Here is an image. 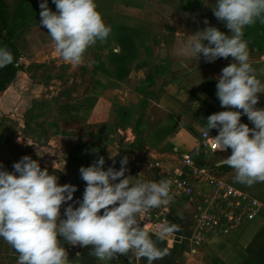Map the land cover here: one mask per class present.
Returning <instances> with one entry per match:
<instances>
[{
  "label": "crops",
  "instance_id": "0c3cea01",
  "mask_svg": "<svg viewBox=\"0 0 264 264\" xmlns=\"http://www.w3.org/2000/svg\"><path fill=\"white\" fill-rule=\"evenodd\" d=\"M97 4L111 29L117 24L132 30L137 50L123 63L129 75L120 77L118 64L110 61L114 48H119L115 53L124 55L110 36L106 43L89 48L79 66L93 77L92 82L79 86L72 78L63 86L58 75L72 73L76 66L55 53L48 30L38 22L20 33L15 42L21 51V72L32 75L46 65L56 66L50 79L43 77L33 86H27L24 80L19 83L17 89L25 93L29 103L24 109L27 124L23 127L0 119V163L12 171L15 162L30 156L58 175L61 185H76L74 198L78 195L82 199L85 182L79 169L90 166L100 156L112 154L110 161L105 159V169L115 161L119 170L120 159L128 157L123 155L127 150L131 159L128 157L126 176L159 181L180 167L185 153L197 151L198 162L212 165L219 177L264 201V182L250 187L236 183L234 170L226 165L217 167L219 160L230 156V150L198 149L208 116L226 110L216 96V84L221 70L234 60L219 58L209 63L201 56L196 61L177 56L176 47L187 35L207 26L231 34L225 23L214 16V0H97ZM245 38L249 41L250 62L258 78L264 80V23L257 21L248 27ZM258 95L257 107L264 108V94ZM241 122L252 127L247 116H242ZM62 138L65 143L59 144ZM112 138L117 141L112 142ZM124 138L130 142V149L119 141ZM28 140L44 144L54 157L53 163L30 149ZM195 208L188 199H181L175 218L179 225L177 237L166 241L168 254L154 264H264V218L245 221L229 233H211L196 245L189 239L195 228ZM0 243L4 245L2 250L10 247L2 239ZM175 244L180 248L178 254L170 250H175ZM89 253L80 254L79 261L101 264ZM1 254L0 264H8ZM77 258L75 255L70 260ZM111 264H129V258L118 256Z\"/></svg>",
  "mask_w": 264,
  "mask_h": 264
},
{
  "label": "clouds",
  "instance_id": "9594fccd",
  "mask_svg": "<svg viewBox=\"0 0 264 264\" xmlns=\"http://www.w3.org/2000/svg\"><path fill=\"white\" fill-rule=\"evenodd\" d=\"M52 3L56 11L48 0H41L39 26L48 30L54 51L63 61L80 66L89 48L108 41L111 26L104 21L97 0ZM212 11L231 34L207 26L187 35L176 47V55L196 61L202 56L209 63L233 58L216 84V96L226 110L208 116L202 135L211 139L216 151H231L217 167L228 166L235 172L234 182L250 187L264 182V108L257 107L264 80L250 62L245 30L257 21L264 23V0H214ZM113 51L118 53L119 48ZM14 59L7 46H0V69ZM242 116L252 127L241 122ZM212 129L218 134L210 138ZM128 162L124 156L119 170L115 161L105 169V158L100 156L90 166H82V199H74L76 185H61L58 175L30 156L15 162L12 171L0 163V239L19 254L17 264H80L79 253L77 260L68 258L65 242L73 247L92 246L89 255L101 264H111L118 256H127L129 264L163 259L168 249L160 245L179 231V225L164 219L148 228L144 218L150 210L172 202L173 181L132 179L126 176Z\"/></svg>",
  "mask_w": 264,
  "mask_h": 264
},
{
  "label": "built area",
  "instance_id": "2783aa9c",
  "mask_svg": "<svg viewBox=\"0 0 264 264\" xmlns=\"http://www.w3.org/2000/svg\"><path fill=\"white\" fill-rule=\"evenodd\" d=\"M217 130H210L209 137H215ZM206 152L216 151L211 139L203 135L199 148ZM196 152L185 153L180 167L165 179H171L172 202L158 209L150 210L144 218L145 227L151 228L161 220L175 223L177 208L182 198L195 205L193 215L194 231L189 237L192 244L203 243L211 233H229L245 221L264 218V201L249 191L239 188L216 174L212 165L198 162ZM63 208L61 209V211ZM177 232L169 240H174ZM68 258L90 252L92 246L66 247Z\"/></svg>",
  "mask_w": 264,
  "mask_h": 264
},
{
  "label": "trees",
  "instance_id": "16d2710c",
  "mask_svg": "<svg viewBox=\"0 0 264 264\" xmlns=\"http://www.w3.org/2000/svg\"><path fill=\"white\" fill-rule=\"evenodd\" d=\"M30 11L32 13L38 12L34 11V9H30ZM26 14L29 13L25 11L16 13L18 16H25ZM12 19L7 2L5 0H0V46H7L12 51L15 58L13 64L8 65L5 69L0 71V91H5L9 85L13 84L18 79L22 70L21 64L19 63L21 51L15 42L17 26L20 25V22L17 21L14 25ZM131 33V28L124 25L120 26L114 24L112 26L110 36L114 38L115 42L119 44L124 51V55L113 52L112 57H110L112 63L118 64V75L120 77L129 75L130 72L123 63L125 59L135 55L137 50V47L133 44ZM99 44L100 43H98V47ZM28 105L29 103L25 93L16 88L13 93L7 94L2 98L0 97V116L11 120L13 119L20 124L23 123L25 126L27 120L22 112H24V109ZM28 147L40 153L47 163H53L54 157L49 154V150L44 144L34 143V141L28 140ZM41 167L45 168V166L42 165Z\"/></svg>",
  "mask_w": 264,
  "mask_h": 264
},
{
  "label": "rangeland",
  "instance_id": "374dc122",
  "mask_svg": "<svg viewBox=\"0 0 264 264\" xmlns=\"http://www.w3.org/2000/svg\"><path fill=\"white\" fill-rule=\"evenodd\" d=\"M8 4V10L10 11L11 13V17L13 18L12 19V22L13 24L15 25L16 22H20V25L17 26V32H16V36H18L20 33L26 31L28 28L34 26L36 23L40 22V7H39V4L41 2V0H5ZM48 6L53 10L55 11L56 10V7L55 5L52 3V0H48ZM30 9H34V11H38L36 13H32L30 11ZM40 10V11H39ZM22 11H25L29 14H26L25 16H18L16 15L17 12H22ZM35 15V16H33ZM32 17V18H31ZM25 62V61H24ZM23 64H21V67H22ZM56 65H49V66H45V67H41L40 69H36L35 71H33V73H31L32 75H30V73L28 74H24L23 71L20 72L19 76H18V79L11 85H9L7 87V89L5 91H0V97H4L5 95L7 94H11L14 92V89L18 88L19 87V83H22L23 80L25 81L26 85L27 86H33L35 84V82H37V80H42V78L44 77V79H50L52 77V75H54V67ZM5 68H2L0 69L3 70ZM46 76V77H45ZM67 76H69L67 79H65ZM72 78H74L73 80V83H79V86H82V84H84L85 82H92V79L93 77L86 71V70H82V68H80L79 66H76L74 68V71L72 73H67V72H63L62 73V76L61 74L58 75V79H62V81L64 82V85L63 86H67V83H65L66 81L67 82H70L72 81ZM26 86V87H27ZM61 87H63L62 85H59ZM57 90V89H56ZM24 117H25V111L22 112ZM26 118V117H25ZM0 119H3L4 121H8V120H11V119H8V118H5V117H1L0 116ZM11 121H15V120H11ZM16 123L19 124V122L15 121ZM24 127V124L21 123ZM22 127V129H23ZM25 129V128H24ZM64 138H62L59 142V144H64L65 143V140H63ZM112 142L114 141H117L116 139L112 138L111 140ZM121 141V144L122 145H125L124 148H128L130 149V142L129 141H126L125 138L123 140H120ZM120 143V142H119ZM114 145V144H112ZM115 146V145H114ZM136 152V151H135ZM131 153H129L127 150L125 151V153L123 155H128V157H130ZM134 155H136V153H134ZM112 156V154H107V157H104L106 160L110 161V157ZM131 159V157H130ZM79 198V196L77 195L74 199H77ZM81 199V198H79ZM186 237V236H185ZM185 241L187 239H184ZM0 242H1V239H0ZM1 244V243H0ZM5 244V243H4ZM187 244H188V240H187ZM4 246V245H3ZM3 246H0V252H6L5 255H8V256H3V254H1V256H3L2 258L5 259L6 262H8V264H17V259H18V253L10 246V247H4L3 250L1 249ZM161 247H167V244L166 242L164 244H161L160 245ZM175 247V250H172L173 248H170L171 251H173V253L175 252V254H178V252L180 251V248H176V244L174 245ZM167 249H169L167 247ZM177 250H179L177 252ZM89 253V252H88ZM85 262H83L84 264L86 263L87 264V259L86 260H83ZM82 262H80V264H83Z\"/></svg>",
  "mask_w": 264,
  "mask_h": 264
},
{
  "label": "water",
  "instance_id": "95a60500",
  "mask_svg": "<svg viewBox=\"0 0 264 264\" xmlns=\"http://www.w3.org/2000/svg\"><path fill=\"white\" fill-rule=\"evenodd\" d=\"M61 214H62V218H63V211L61 212Z\"/></svg>",
  "mask_w": 264,
  "mask_h": 264
}]
</instances>
